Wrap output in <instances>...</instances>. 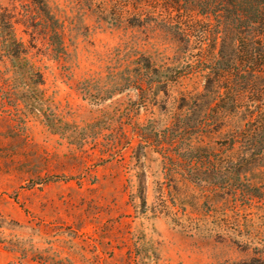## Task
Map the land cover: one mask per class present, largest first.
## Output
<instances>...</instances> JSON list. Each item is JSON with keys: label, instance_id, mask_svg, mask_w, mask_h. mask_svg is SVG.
<instances>
[{"label": "rangeland", "instance_id": "1", "mask_svg": "<svg viewBox=\"0 0 264 264\" xmlns=\"http://www.w3.org/2000/svg\"><path fill=\"white\" fill-rule=\"evenodd\" d=\"M197 1L0 0V264H264V187L230 188L264 98Z\"/></svg>", "mask_w": 264, "mask_h": 264}, {"label": "trees", "instance_id": "2", "mask_svg": "<svg viewBox=\"0 0 264 264\" xmlns=\"http://www.w3.org/2000/svg\"><path fill=\"white\" fill-rule=\"evenodd\" d=\"M35 1L39 2L41 0ZM197 8L202 15L214 17L221 24L222 33L224 34V45L227 38L231 40L229 44L231 51L223 56L225 60L222 64L218 60L219 66L216 67L217 69H223L225 72L243 76V87L241 91L236 93L237 100L241 101L244 98L242 96L243 93L249 92L250 94L259 91V100L263 101L264 0H198ZM52 41L56 46H59L58 50L62 51L64 49L59 33L55 32V35H52ZM154 82L150 83V88ZM124 88L126 87L116 85L114 92H121ZM219 88L218 98L223 94L221 91L223 87L219 85ZM257 116L258 118L254 120L255 123L253 125L255 127L245 131L255 136V139L260 140L257 141L260 144L256 145L257 152L254 155L262 156L264 155V112L259 111ZM242 135H245V132H242ZM248 162L250 163L249 160H245L244 163L248 164ZM245 170L248 171V169ZM231 184L230 188H233L235 192L238 189L242 191L251 190V196L257 197H261L259 188L264 187V184L261 186L252 183Z\"/></svg>", "mask_w": 264, "mask_h": 264}]
</instances>
